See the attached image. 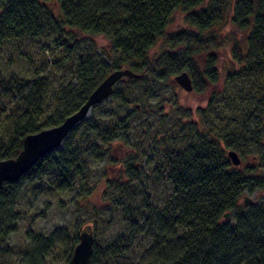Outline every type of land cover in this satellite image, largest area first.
Listing matches in <instances>:
<instances>
[{
	"label": "trees",
	"instance_id": "16d2710c",
	"mask_svg": "<svg viewBox=\"0 0 264 264\" xmlns=\"http://www.w3.org/2000/svg\"><path fill=\"white\" fill-rule=\"evenodd\" d=\"M175 14L185 29H169ZM227 18L246 34L242 46L230 48L222 89L195 121L162 85L181 71L195 93L217 80L215 59L206 56L198 67L193 58L217 47L212 29ZM24 41H45L41 50L51 60L44 57L28 80L0 72V160L16 157L26 135L75 112L111 71L142 76L122 78L108 107L94 106L97 114L58 148L16 182L1 184V260L10 256L24 195L36 203L47 193L78 190L75 199L85 201L95 222L117 212L122 227L103 247L94 242L89 264H264V197L243 204L245 194L264 192V0H0V52ZM53 68L70 73L74 85L53 82ZM143 150L157 154L149 172L136 164ZM229 150L256 166H233ZM123 151L132 153L123 160ZM100 164L118 172L94 176ZM54 234L27 229L31 253L22 259L39 260Z\"/></svg>",
	"mask_w": 264,
	"mask_h": 264
},
{
	"label": "rangeland",
	"instance_id": "374dc122",
	"mask_svg": "<svg viewBox=\"0 0 264 264\" xmlns=\"http://www.w3.org/2000/svg\"><path fill=\"white\" fill-rule=\"evenodd\" d=\"M230 16L229 14V17ZM185 28L186 25H184L182 17L175 14L169 29L180 31ZM206 33L211 35V31H207ZM212 34L218 37L216 41L217 47L193 59L198 67L203 65L206 56H211L215 59L217 80L214 82H206V89L202 93L183 91L173 81V77L165 80L162 85L164 86V96L168 99L174 97L179 108L193 113L192 116L195 121L199 120V110H204L208 106L211 97L222 89L225 73L231 69L230 48L235 42L242 46V41L246 32L236 27L230 19L227 18L214 26ZM97 42L101 47L104 45L106 46L104 40L99 39ZM44 43L46 42L24 41L18 47L16 44L4 47L0 52V72L4 75L14 73L26 80L31 79L34 72L41 68L44 57H46L47 60H51L47 51L42 53L41 47ZM101 58L108 63L105 57L101 56ZM49 73L53 82L61 79L64 80V82H69L70 85H74L71 74L66 73L63 75L60 68H53ZM124 81L125 80L121 79V82L118 83L116 87L120 88ZM139 87L140 85L135 86V90L132 91L131 96H134L133 94L138 92ZM110 104L111 101L107 99L100 104V107L106 108ZM144 106L141 114L145 115L146 112L149 111L148 108L153 106V102L144 103ZM98 111L99 110L89 112L85 119L88 120L94 117ZM125 112H130V109L125 110ZM117 152L118 148L115 147L110 153L112 156H117ZM131 153H124L123 151L122 159L124 160L126 156ZM237 154L240 159V167L248 168L249 165L256 166L251 156L242 157L238 152ZM157 159L156 153L143 150L138 152L136 164L138 168L144 169V172H149L151 167L146 164L156 161ZM92 170L94 171V176H103L104 174L106 176H115L116 172H118L117 170L114 171L109 168L105 170L103 164L92 167ZM35 186H37V184H35ZM77 191L57 195L47 193L42 195L36 203L32 202V198L24 195L21 201H19L21 202L20 210L22 211L20 215L23 218H21L17 225V232L9 237L7 243V251L10 250V256L7 255L5 259H0V264H71V253L78 241L79 230L82 226L86 224L93 225L94 242L101 247L122 230V227L119 225L117 212H114L110 216L100 215L101 221L95 222L96 216L94 218L92 210L85 207V201L82 199H75L78 197L76 194ZM80 192H82V190ZM98 193V190L95 191L92 197L95 202L98 200ZM244 197L257 200L264 197V192L245 194ZM78 198H80V196ZM46 202L48 203V209L43 211L41 207ZM97 209L98 208H96V210ZM104 221L108 222V225L103 226ZM27 229H31L35 234L41 233L43 236L55 232L54 235L56 238L52 239L51 243H47L44 253L39 260L26 261L22 259L23 255H26L28 259V254L31 253L23 240V234ZM46 242L47 241H45V243Z\"/></svg>",
	"mask_w": 264,
	"mask_h": 264
},
{
	"label": "water",
	"instance_id": "95a60500",
	"mask_svg": "<svg viewBox=\"0 0 264 264\" xmlns=\"http://www.w3.org/2000/svg\"><path fill=\"white\" fill-rule=\"evenodd\" d=\"M141 76L142 74H136L127 68L111 71L90 92L85 102L75 112L64 118L60 124L26 135L22 140V148L16 157L0 160V186L3 182H16L39 158L58 148L67 134L87 117L94 106L102 104L111 96L114 87L120 79H139ZM173 81L183 91L193 92L192 81L187 72L181 71L173 77ZM227 157L233 166L240 164L236 151L229 150ZM252 203L253 200L251 198H243L244 205ZM228 216L229 213H226L224 218H228ZM93 246V228L91 224H86L80 229L78 241L72 250V264H89Z\"/></svg>",
	"mask_w": 264,
	"mask_h": 264
}]
</instances>
